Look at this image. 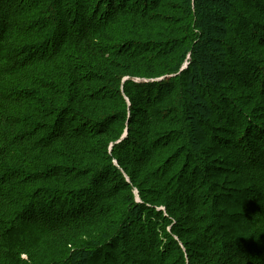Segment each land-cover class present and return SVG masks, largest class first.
Segmentation results:
<instances>
[{"label": "trees", "instance_id": "1", "mask_svg": "<svg viewBox=\"0 0 264 264\" xmlns=\"http://www.w3.org/2000/svg\"><path fill=\"white\" fill-rule=\"evenodd\" d=\"M0 264H264V0H0Z\"/></svg>", "mask_w": 264, "mask_h": 264}, {"label": "rangeland", "instance_id": "2", "mask_svg": "<svg viewBox=\"0 0 264 264\" xmlns=\"http://www.w3.org/2000/svg\"><path fill=\"white\" fill-rule=\"evenodd\" d=\"M135 193H136V196H137L138 194H137V191L136 190H135ZM56 247L57 246H55L54 248H56ZM65 256H66V253L64 255L61 254V256L58 257V259L60 258V260H58V262L64 260L65 259ZM48 257H51V256H48ZM47 260H49V262H50L51 260H57V258L56 259L55 258H50V259H47ZM51 262H53V261H51ZM58 262H56V263H58Z\"/></svg>", "mask_w": 264, "mask_h": 264}, {"label": "bare ground", "instance_id": "3", "mask_svg": "<svg viewBox=\"0 0 264 264\" xmlns=\"http://www.w3.org/2000/svg\"><path fill=\"white\" fill-rule=\"evenodd\" d=\"M15 2V1H14ZM162 10V9H161ZM167 19V18H166ZM74 40V39H73ZM70 41V40H69ZM254 60V59H253ZM22 204V203H21Z\"/></svg>", "mask_w": 264, "mask_h": 264}, {"label": "water", "instance_id": "4", "mask_svg": "<svg viewBox=\"0 0 264 264\" xmlns=\"http://www.w3.org/2000/svg\"><path fill=\"white\" fill-rule=\"evenodd\" d=\"M124 136H125V134H124Z\"/></svg>", "mask_w": 264, "mask_h": 264}]
</instances>
